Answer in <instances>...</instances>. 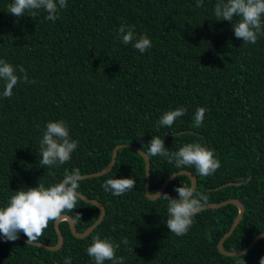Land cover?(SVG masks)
<instances>
[{
    "label": "trees",
    "instance_id": "1",
    "mask_svg": "<svg viewBox=\"0 0 264 264\" xmlns=\"http://www.w3.org/2000/svg\"><path fill=\"white\" fill-rule=\"evenodd\" d=\"M11 2L0 0V59L17 68L21 82L10 98L0 96V207L22 187L61 181L66 169L78 168L81 176L101 171L117 146L133 145L144 153L159 136L169 152L199 143L221 166L202 177L194 167L176 168L165 157L153 156L151 195L171 175L189 172L196 191L208 196L202 205L237 200L244 206L224 250H242L264 233V35L255 44L237 39L229 21L215 20L217 0H204L202 8L196 0H67L55 21L45 19L43 10L35 19L16 18L6 11ZM122 24L148 36L152 47L140 53L123 44ZM21 65L35 83L23 82ZM178 107L186 113L171 128L157 127L164 112ZM200 107L204 121L195 127ZM55 120L66 122L78 147L70 161L48 168L39 163V142L46 124ZM129 176L136 186L124 195L102 187L109 178ZM145 184L144 160L121 149L110 172L80 181L79 195L104 208L102 221L88 236L73 237L67 222L60 221L59 249L4 241L0 264H64L66 257L72 264H94L86 248L97 235L120 244L116 255L125 258L124 264H237L242 259L217 250L237 216L235 205L201 210L187 234L178 237L165 223L167 201H149ZM180 185L190 187V180L176 177L165 192L178 198L174 189ZM77 213L79 220L73 219ZM66 215L82 232L98 210L78 200ZM35 242L56 243L53 222ZM262 256L264 238L244 260L259 264Z\"/></svg>",
    "mask_w": 264,
    "mask_h": 264
},
{
    "label": "clouds",
    "instance_id": "2",
    "mask_svg": "<svg viewBox=\"0 0 264 264\" xmlns=\"http://www.w3.org/2000/svg\"><path fill=\"white\" fill-rule=\"evenodd\" d=\"M203 6L204 0H196L197 8ZM66 7L67 0H12L6 11L16 18L27 14L35 19L38 11L43 10L47 13L45 19L55 21L60 11ZM214 15L217 21H229L234 29V36L245 43L255 44L258 35H264V0H217ZM119 35L123 44L132 45L140 53L152 47L150 38L146 35L137 36L134 26L122 24L119 27ZM18 72L23 74L24 83H35V80L28 79L22 65L19 66ZM0 81L3 82L0 96L7 98L12 96L14 87L21 82L17 68L4 59H0ZM185 113L186 109L183 107L166 111L157 121V127L171 128L176 119ZM204 116L205 108H198L194 116L195 127L203 124ZM39 144V163L48 168L70 161L72 153L78 147V141L71 139L69 128L63 120L49 121ZM149 144L148 150L144 152L147 159L162 156L169 163H174L176 168L194 167L202 177L213 175L221 166L213 151L199 143H187L177 152H169L164 140L159 136H153ZM81 179L78 168L71 171L66 169L63 179L55 184L45 186L44 183H38L34 187H22L14 191L8 204L0 207V236L5 241L14 242L19 238V234L23 233L28 243L40 240L50 221L68 218L66 214L73 212L77 207V202L81 198L77 191ZM135 186L136 180L130 176L109 178L102 185L105 191H110L114 196L124 195ZM174 190L178 198L166 192L162 194L155 192V198L167 201L165 223L169 232L179 237L187 234L194 223V217L202 209V202L207 201L208 196L187 185L177 186ZM73 219H81L80 214L77 213ZM123 243L127 244V240ZM119 247L120 244L97 235L93 237L86 252L94 260V264H105V261L124 264L125 258L116 255ZM235 255L242 258L237 264H246L244 256L247 255V250L236 252ZM64 264H72L71 258L66 257ZM259 264H264V256L260 257Z\"/></svg>",
    "mask_w": 264,
    "mask_h": 264
},
{
    "label": "water",
    "instance_id": "3",
    "mask_svg": "<svg viewBox=\"0 0 264 264\" xmlns=\"http://www.w3.org/2000/svg\"><path fill=\"white\" fill-rule=\"evenodd\" d=\"M121 149L132 150V151L136 152L138 155H140L141 158L144 160V163H145V180H146V184H145V188H144V194H145V197L149 201H157L158 199L155 198V195H151L150 191H149V186H150V162H149V159H147L146 154H144L138 147L133 146V145H124V146L115 147L113 150L111 159L109 160V163L107 164V166L104 169H102L101 171H99L97 173L91 174V175L82 176L81 180L101 177V176L106 175L108 172H110L112 167L115 166L116 159L118 156V152ZM181 176H186L190 180V184H191L190 187H194L196 189V183H197L196 179L189 172L181 171V172H178V173L171 175L167 180H165V182L162 184L158 193H161V194L165 193L169 183L172 180H174L176 177H181ZM79 200H81L84 203H89L90 205L95 206L98 210V216H97L96 220L89 227H87L84 231L76 232L71 218L66 215L68 218L62 219V220L58 219L57 221L53 222V229H54V232L56 235V243L54 245L48 246V245H44V244H41L38 242L28 243L27 239H25L24 237H22L20 235H19V238L17 240L21 241V242H25V243L30 244V245L40 247V248L47 250V251H56L57 249L60 248V246L62 245V242H63V237H62V235L58 229V223L60 221L67 222L69 232L73 237L78 238V239L85 238L102 221L103 216H104V208L100 203H97V202L92 201V200H87L83 196H81V198ZM228 204L235 205L238 209V213H237V216L234 219L232 225L230 226L229 230L219 240V242L217 244V250L220 254H222L224 256L233 257V256H237V255H235L236 252H241L244 250H247V252H249L253 248V246L255 245L256 242H258L259 240L264 238V233H260L256 237H254V239L249 243V245L242 250H235V251L224 250V248H223L224 241L232 235L233 231L238 226L239 222L241 221V219L243 217V214H244L243 204L237 200H229V201H226L223 203L201 205V207H202L201 210H204V209H217V208L223 207V206L228 205ZM4 241L5 240L3 239V237H0V243L4 242Z\"/></svg>",
    "mask_w": 264,
    "mask_h": 264
}]
</instances>
